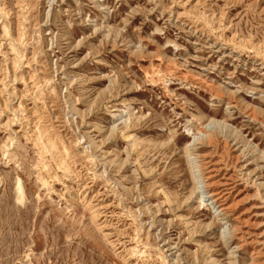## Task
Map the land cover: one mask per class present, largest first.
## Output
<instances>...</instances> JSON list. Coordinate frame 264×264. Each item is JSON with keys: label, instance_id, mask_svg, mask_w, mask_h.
<instances>
[{"label": "rangeland", "instance_id": "obj_1", "mask_svg": "<svg viewBox=\"0 0 264 264\" xmlns=\"http://www.w3.org/2000/svg\"><path fill=\"white\" fill-rule=\"evenodd\" d=\"M0 264H264V0H0Z\"/></svg>", "mask_w": 264, "mask_h": 264}, {"label": "bare ground", "instance_id": "obj_2", "mask_svg": "<svg viewBox=\"0 0 264 264\" xmlns=\"http://www.w3.org/2000/svg\"><path fill=\"white\" fill-rule=\"evenodd\" d=\"M211 122H212V121H211ZM214 123H215V122H214ZM223 124H224V123H223ZM209 125H210V124H209ZM219 125H220V124H219ZM221 125H222V124H221ZM224 125H225V124H224ZM224 125H223V126H224ZM223 126H222V127H223ZM224 127H225V126H224ZM207 128H208V127H207ZM204 136H207V135L204 134ZM187 147L189 148V147H191V145H189V146H187ZM195 168H196V167H195ZM193 170H194V169H193ZM210 197L212 198V195H211ZM213 202L216 203V200H213ZM98 209H99V208H98ZM94 212H95V214H97V210H94ZM98 213H99V212H98ZM93 214H94V213H93ZM95 216H96V215H95ZM93 217H94V215H93Z\"/></svg>", "mask_w": 264, "mask_h": 264}]
</instances>
